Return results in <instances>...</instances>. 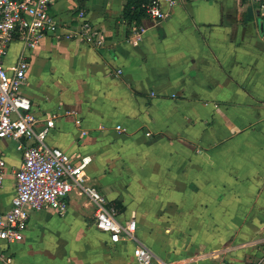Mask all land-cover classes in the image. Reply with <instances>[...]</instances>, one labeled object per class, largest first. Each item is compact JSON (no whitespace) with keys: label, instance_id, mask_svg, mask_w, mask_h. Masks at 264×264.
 Instances as JSON below:
<instances>
[{"label":"crops","instance_id":"crops-1","mask_svg":"<svg viewBox=\"0 0 264 264\" xmlns=\"http://www.w3.org/2000/svg\"><path fill=\"white\" fill-rule=\"evenodd\" d=\"M132 0H56L107 44L47 36L35 50L15 40L9 72L30 62L23 93L47 143L79 164L157 264L264 261V6L251 0H175L160 23L130 21ZM143 7V6H142ZM148 27L143 40L135 30ZM121 127V130L118 129ZM32 143V141H29ZM31 145V144H28ZM6 177L0 214L11 209L23 161L0 143ZM65 215L33 212L24 238L0 245V264H139L136 244L96 227L97 208L76 190Z\"/></svg>","mask_w":264,"mask_h":264},{"label":"built area","instance_id":"built-area-1","mask_svg":"<svg viewBox=\"0 0 264 264\" xmlns=\"http://www.w3.org/2000/svg\"><path fill=\"white\" fill-rule=\"evenodd\" d=\"M142 1L146 15L153 19L155 25L167 16L163 12L164 5L176 4L175 0ZM251 1L264 6V0ZM55 2L56 0H0V143L4 139L13 140L23 157L16 173V194L12 199L11 209L0 214V245L2 242L23 240L33 212L51 208L56 213L65 215L69 208L66 199L76 190L80 195H86L96 206V227L100 231L109 234L115 243L134 242L139 264H157L154 252L137 236V221L121 223L106 196L99 189L88 185V158H82L77 164L70 155L47 143L56 118L46 119L43 127L38 128L41 121L32 113V103L23 93L30 69L26 55L20 56L12 72L6 68L4 60L15 40H20L30 50L37 49L47 36L79 40L97 48L107 44L103 33L85 20V12L80 13L81 22L78 26L61 24L51 13ZM147 30L146 26L135 30L131 42L140 43ZM118 129L121 130V127ZM5 168L6 162L0 157V189L5 182ZM7 264H12L10 259H7ZM252 264H264V261L258 259Z\"/></svg>","mask_w":264,"mask_h":264},{"label":"trees","instance_id":"trees-1","mask_svg":"<svg viewBox=\"0 0 264 264\" xmlns=\"http://www.w3.org/2000/svg\"><path fill=\"white\" fill-rule=\"evenodd\" d=\"M130 6L133 7V9H131L127 14V17L130 19V21H140L143 17L146 16V11L142 7V0H132Z\"/></svg>","mask_w":264,"mask_h":264}]
</instances>
